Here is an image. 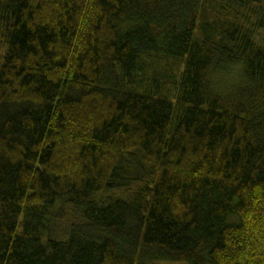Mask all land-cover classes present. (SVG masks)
Here are the masks:
<instances>
[{
  "label": "trees",
  "instance_id": "trees-1",
  "mask_svg": "<svg viewBox=\"0 0 264 264\" xmlns=\"http://www.w3.org/2000/svg\"><path fill=\"white\" fill-rule=\"evenodd\" d=\"M264 0H0V264H264Z\"/></svg>",
  "mask_w": 264,
  "mask_h": 264
},
{
  "label": "rangeland",
  "instance_id": "rangeland-1",
  "mask_svg": "<svg viewBox=\"0 0 264 264\" xmlns=\"http://www.w3.org/2000/svg\"><path fill=\"white\" fill-rule=\"evenodd\" d=\"M264 38V37H263ZM263 42H264V39H263Z\"/></svg>",
  "mask_w": 264,
  "mask_h": 264
}]
</instances>
